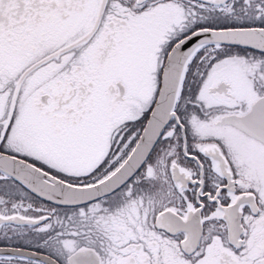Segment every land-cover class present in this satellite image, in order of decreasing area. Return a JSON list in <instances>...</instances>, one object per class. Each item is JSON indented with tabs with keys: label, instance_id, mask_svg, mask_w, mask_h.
<instances>
[{
	"label": "snow or ice",
	"instance_id": "1",
	"mask_svg": "<svg viewBox=\"0 0 264 264\" xmlns=\"http://www.w3.org/2000/svg\"><path fill=\"white\" fill-rule=\"evenodd\" d=\"M0 264H264V0H0Z\"/></svg>",
	"mask_w": 264,
	"mask_h": 264
}]
</instances>
